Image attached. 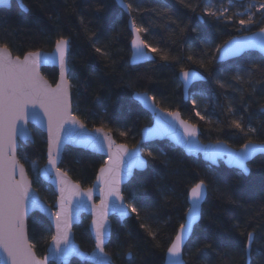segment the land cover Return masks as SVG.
I'll use <instances>...</instances> for the list:
<instances>
[{
  "label": "trees",
  "instance_id": "trees-1",
  "mask_svg": "<svg viewBox=\"0 0 264 264\" xmlns=\"http://www.w3.org/2000/svg\"><path fill=\"white\" fill-rule=\"evenodd\" d=\"M123 1L132 5L128 8L132 21L147 29L139 33L142 39L159 50H149L152 61L129 65L128 17L114 0H22L25 12L11 2L8 9H0V44H7L12 56L22 57L27 51H50L61 36L68 39L72 112L86 127L104 129L117 143L135 145L140 130L151 122L149 114L132 100L135 92L154 97L163 110L178 111L199 128L202 142L223 141L235 149L249 139L264 144V58L248 52L231 61L216 62L217 50L227 40L264 27V10L248 8L249 4L258 6L259 0ZM225 7L229 11L219 18L205 13L206 8L220 11ZM246 11L254 13L256 23L240 25V19H247ZM95 47L107 55L96 53ZM254 65L261 71L250 77L248 69ZM181 69L194 70L205 78L191 87L185 101L177 79ZM41 72L54 84V68ZM238 74L240 82L234 79ZM218 80L226 87L221 88ZM232 120L240 121L244 131L234 128ZM250 126L257 131L247 133ZM30 130L32 142L19 143L16 156L34 190L51 205L55 200L52 189L32 173L45 161V136L32 127ZM141 151L146 168L135 172L123 187L126 204L134 203L141 219L135 213L121 223L110 218L105 251L115 264H163L168 242L187 210V190L201 179L207 185L206 197L199 221L183 248L185 263L246 264L244 246L247 233L253 232L248 264H264V156L250 161L244 176L221 163L211 166L188 157L166 141L147 143ZM103 162L97 154L65 147L59 167L81 188H88ZM87 222L82 217L73 227V236L80 249L88 252L93 243ZM141 223L156 232L157 238L149 236ZM51 236L45 217L38 213L28 216L27 237L38 257L44 254ZM69 264L88 263L72 259Z\"/></svg>",
  "mask_w": 264,
  "mask_h": 264
},
{
  "label": "snow or ice",
  "instance_id": "snow-or-ice-1",
  "mask_svg": "<svg viewBox=\"0 0 264 264\" xmlns=\"http://www.w3.org/2000/svg\"><path fill=\"white\" fill-rule=\"evenodd\" d=\"M19 6L23 10H27L22 0H18ZM131 9L132 5H125ZM256 7V11L264 10V0H259L258 6L249 4L248 8ZM166 11V10H165ZM229 9L227 7L220 11H214L210 8L205 9V13L209 16H224ZM247 19H240L242 26L256 23L254 13L246 11ZM231 19V17H227ZM132 29L134 38L131 41L132 47L139 52L141 47L148 48L152 52L159 50L151 47L145 42L138 33L146 32L147 29L138 27L135 21H132ZM195 31V29H192ZM260 33L264 34V27L259 28ZM227 44V42H225ZM68 49L69 40L63 36L55 40V55L60 67V80L52 87L39 73L42 62H47L48 56L41 51H27L21 58L13 57L7 44H0V249L6 254L9 264H45L44 260L37 259L32 251L34 245H30L26 235V204L31 200L33 207H40L39 202L30 195V184L24 174L23 165L16 160L17 136L26 134L24 124L27 121L29 106L34 109L39 106L44 111L47 118L48 127V165L55 169L58 182L61 185V196L57 202L58 211L55 216V233L51 236L50 249L53 254L63 252L69 254L68 248V230L70 222V211L73 203V197L87 196L91 199L93 189L89 188L81 192L78 185L72 184L66 178V173L56 166L57 157L54 151H59L61 143V132L66 125L79 124L81 128L84 124L79 122L73 115L69 101V89L71 85L66 78L68 71ZM95 52L101 55H107L102 48L95 47ZM142 58V57H141ZM161 59H167V56H161ZM191 59V57H189ZM261 71L257 66L248 69V75L251 77L255 72ZM181 76L185 84L191 78H196L195 73H189L181 69ZM238 82L242 81L241 75L234 77ZM221 88L226 87L221 81H217ZM154 100V97H148ZM195 104V101H193ZM229 111H232L229 108ZM264 113V105L261 107ZM35 115L34 111L32 113ZM174 119H179L178 113H168ZM199 115V113H197ZM204 117H201L203 119ZM184 129L186 137H195L197 129L195 125L189 124L187 121H180ZM232 126L236 129L244 131L243 125L238 120H232ZM101 132L102 129H95ZM255 127H248L247 133H255ZM123 135V133H121ZM105 140L108 145V160L105 166H102L97 175V182L101 189V201L94 208V219L92 220V228L95 231V250L102 255L107 256L104 251L105 243V225L107 224V209L109 207V198H115L120 201V215H129L128 207L131 213H135L137 219H141L140 210L134 205H124V195L121 188L123 176L130 174L131 167L144 168L146 162L137 158L134 164L129 165V171L123 173L121 164L125 161V157L129 156L125 145H116L114 141L107 135ZM257 150L264 151V145L257 146L252 140H248L241 145L236 153H232L231 157L243 171L247 172L246 161ZM149 157H153L152 152H148ZM154 158V157H153ZM17 169L20 178H16ZM207 185L203 179L192 185L187 190V201L190 207L185 213L187 220L181 222L175 230L167 245V256L170 258L167 264H185L183 260V246L185 237L192 231V224L200 215V204L205 195ZM140 227L148 232L153 239L157 238V233L146 224L141 223ZM243 235V233H241ZM254 241V233H247V242L244 246V252L251 256V245ZM63 246V247H62ZM210 245H205V248ZM202 252L203 249H198ZM129 255L131 252L129 251ZM111 264V260L107 261Z\"/></svg>",
  "mask_w": 264,
  "mask_h": 264
},
{
  "label": "water",
  "instance_id": "water-1",
  "mask_svg": "<svg viewBox=\"0 0 264 264\" xmlns=\"http://www.w3.org/2000/svg\"><path fill=\"white\" fill-rule=\"evenodd\" d=\"M233 1L241 2L242 0H233ZM11 2L16 3L17 6L20 8L18 0H0V9H8L10 7ZM114 2L118 6V8L128 17L127 18V28L130 32V41H129V52L130 53H129V58H128L129 65L136 66L139 64L152 61L153 60L152 54L147 48L141 47L139 52H137V50L132 47L131 41L134 38V34H133V29H132V17L130 16L129 9L125 6L127 4L123 0H114ZM21 10L24 12L26 11L23 9ZM138 35L140 36L139 33ZM226 42L227 44L224 43L217 50L216 62L218 63H224L227 61H231L248 52H255L264 58V34L260 33L259 30L253 33H249V34H242V35L234 36L230 38L229 40H227ZM54 48H55V44L53 45V48L50 51L39 50L41 51L42 54L48 56L47 62H42L40 65V68H39L40 75L44 77L41 72L43 68H54L56 70L57 77H56V81L54 82V84H51L44 77V79L52 87H55L56 83L60 80V67H59L58 60L56 59ZM68 52H69V49H68ZM68 71H69V68H68ZM68 71L65 74L67 80H68ZM185 71H188L189 73H195L196 78L190 77L187 84H185V81L183 80L181 76V71L177 73V79L181 87V93H182V97L184 101L187 99L188 92L191 89V87L194 84L198 82H203L205 80V78L201 74H199L198 72L194 70H185ZM148 97H151V96L147 93H135L134 92L131 95V98L139 105V107L149 114L151 118V122L149 125L143 127L140 130L139 139L135 143V145L133 146L125 145L130 155L125 157V161L120 166L122 175L123 173L129 171V165L134 164L137 158L143 159L146 162V158L142 155L141 147L142 145H145L147 143L154 142V141H166L172 146L179 148L188 157L199 158L201 161L211 166H217L218 163H221L226 168L234 169L240 172L241 174H243L244 176L248 175V172H249L248 163L257 156H264V151L262 150L255 151L249 157V159L245 162L247 172L243 171L239 166H237V164L231 157V154L238 152L240 147L237 149L232 148L223 141L202 142L199 139L200 131L196 125H195L197 129L196 136L186 137L184 135V129L180 124L181 120L183 121H186V120H184L181 117L180 113L178 111L163 110L160 107H158V105H156L154 100L148 99ZM69 101H70V89H69ZM70 107H71V102H70ZM33 111L35 115L32 114ZM168 113H178L179 119H174ZM77 120L81 122L78 118ZM24 127L27 131L25 135L17 136V148H18L19 143L25 144L27 142L28 143L32 142V132L30 130V127L41 132L45 136V144H46L45 161L37 169L36 173H37L38 178L44 184L48 185L52 189L55 195V200L51 205L45 203L40 198L38 193L34 190V188L32 187L31 179L29 178L26 172V169L23 166L24 174L30 184V189H29L30 195L32 198L38 201L40 205V207H33L31 200L28 201L26 204V216H25L26 235H27V218L32 213H38L42 215L43 217H45V219L49 222V225L52 230V235H53L56 231L55 216L53 214L56 211H58L57 202L61 196V192H60L61 185L58 182V177H57V173L55 169L51 168V166L48 165V127H47V118L44 115L43 109H41L38 105L35 106L34 109L32 108V106H29V113H28L27 121L24 124ZM95 129H98V128H88L85 125L83 128H81L79 124H70V125H66L65 129L61 132L62 139H61V143L59 146V151L58 152L54 151V155H56L57 157L56 166L59 169H60L59 163H60L61 155L65 147H71L74 149H80L83 151H88L93 154H97L104 158V162L97 169L94 180L88 188H81L68 175H66L67 180L70 181L74 185H78L81 192H84L85 190L91 188L93 189V194H92L91 199H89L87 196H82V197L77 196V197L72 198L73 203L71 205V211H70L71 218H70L69 230H68L69 254L65 255L63 252H61V253H57L54 255L52 249H50L49 247L51 243V238L45 248L44 254L41 257H38L32 249L35 257L37 259L44 260L45 264H50V263L51 264H69V262L72 259L77 260L80 263H88V264H107V261L111 260V264H115L111 256L105 251V247L110 239V234H111L110 218L114 217L121 223L122 221H124L125 219L131 216L130 208L128 207V211L130 213L129 215L121 216L120 215L121 202L116 200L115 198H109V207L107 209V224L105 225V243H104V251L105 253H107V256H104L99 251L95 250V231L92 228V220L95 218L94 208L98 206L101 201V194H100L101 189L97 182V175L99 173L100 168L102 166H105L108 160V154H109L107 141L105 140V135L109 136L116 145H121V143H117L113 139L112 135L108 133L107 131H105L104 129L99 128V129H102L101 132H96ZM254 144L257 146L264 145V144H258V143H254ZM16 160L18 161L17 156H16ZM19 164L22 165L20 162ZM145 168L146 166L144 168L131 167L130 174L127 176H123L122 178V183H121L122 190H123V187L127 184V182L131 179L132 175L135 172H141ZM60 170L61 172H64L62 169ZM16 178L17 179L20 178L18 169L16 172ZM205 197H206V190H205V195L200 204V213H201V207H202ZM186 204H187V210H186L187 212L190 207V202L187 201V194H186ZM124 205L128 206L125 200H124ZM82 217H86L88 219L87 230H88V233L93 243L92 249L88 252L82 251L80 249L79 245L75 242L74 236H73V227L80 224ZM199 218H200V215L196 220H194L192 224V230L194 226L198 223ZM186 220H187V217L184 215L183 222H185ZM191 233L185 237L184 246L186 245ZM245 257H246L245 263L248 264L249 256L246 253H245ZM126 258H129V255H127ZM169 259L170 258L167 256V248H166L164 252V257H163V264H167ZM0 264H9V262L7 261L6 254L3 253L2 249H0Z\"/></svg>",
  "mask_w": 264,
  "mask_h": 264
},
{
  "label": "rangeland",
  "instance_id": "rangeland-1",
  "mask_svg": "<svg viewBox=\"0 0 264 264\" xmlns=\"http://www.w3.org/2000/svg\"><path fill=\"white\" fill-rule=\"evenodd\" d=\"M148 49V48H147ZM149 50V49H148ZM32 173H35L36 174V171L35 170H33V172ZM32 175H34V174H32ZM36 176H37V174H36ZM30 178V177H29ZM31 179V178H30Z\"/></svg>",
  "mask_w": 264,
  "mask_h": 264
},
{
  "label": "bare ground",
  "instance_id": "bare-ground-1",
  "mask_svg": "<svg viewBox=\"0 0 264 264\" xmlns=\"http://www.w3.org/2000/svg\"><path fill=\"white\" fill-rule=\"evenodd\" d=\"M234 60V59H233ZM133 100V99H132ZM134 101V100H133Z\"/></svg>",
  "mask_w": 264,
  "mask_h": 264
},
{
  "label": "flooded vegetation",
  "instance_id": "flooded-vegetation-1",
  "mask_svg": "<svg viewBox=\"0 0 264 264\" xmlns=\"http://www.w3.org/2000/svg\"><path fill=\"white\" fill-rule=\"evenodd\" d=\"M114 218V217H113Z\"/></svg>",
  "mask_w": 264,
  "mask_h": 264
}]
</instances>
